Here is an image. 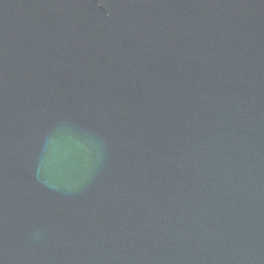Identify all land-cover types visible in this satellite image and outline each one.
<instances>
[{"label": "water", "instance_id": "95a60500", "mask_svg": "<svg viewBox=\"0 0 264 264\" xmlns=\"http://www.w3.org/2000/svg\"><path fill=\"white\" fill-rule=\"evenodd\" d=\"M0 264H264V0H0Z\"/></svg>", "mask_w": 264, "mask_h": 264}]
</instances>
